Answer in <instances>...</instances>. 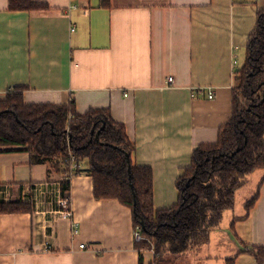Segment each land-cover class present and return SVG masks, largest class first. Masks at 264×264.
I'll use <instances>...</instances> for the list:
<instances>
[{
	"label": "crops",
	"instance_id": "obj_1",
	"mask_svg": "<svg viewBox=\"0 0 264 264\" xmlns=\"http://www.w3.org/2000/svg\"><path fill=\"white\" fill-rule=\"evenodd\" d=\"M33 1L48 7L12 11L0 0V100L25 87L27 104L109 109L135 143L133 163L153 171L155 207L174 206L195 148L216 143L232 116L233 62L245 56L264 0ZM64 179L27 152L0 154L3 199L34 206L0 216V264H146L148 256L152 264L263 263L253 251H264V169L238 190L208 243L156 261L135 248L131 209L96 199L85 172L70 180L66 216L58 205Z\"/></svg>",
	"mask_w": 264,
	"mask_h": 264
},
{
	"label": "trees",
	"instance_id": "obj_2",
	"mask_svg": "<svg viewBox=\"0 0 264 264\" xmlns=\"http://www.w3.org/2000/svg\"><path fill=\"white\" fill-rule=\"evenodd\" d=\"M47 7L45 2L9 0L12 11ZM25 90L14 87L0 100V154L27 152L32 164H49L64 176L90 175L96 199H114L131 209L134 228L141 225L143 234L154 242L135 243V248L152 251L155 261L166 252L177 255L196 249L221 226L249 176L264 169V9L257 13L245 61L234 74L232 116L220 128L216 143L195 148L190 165L177 179L178 201L170 208L155 207L153 171L133 163L135 143L109 109L82 114L74 101L27 104ZM75 163L80 167L73 170ZM70 184V180L61 181L63 196L70 192ZM257 198L258 193L246 203L247 212ZM33 212L31 203L5 201L0 183V216ZM253 252L264 262L263 249ZM234 263V257L226 260V264Z\"/></svg>",
	"mask_w": 264,
	"mask_h": 264
},
{
	"label": "built area",
	"instance_id": "obj_3",
	"mask_svg": "<svg viewBox=\"0 0 264 264\" xmlns=\"http://www.w3.org/2000/svg\"><path fill=\"white\" fill-rule=\"evenodd\" d=\"M73 30H74V28L72 29V31ZM244 61H245V56H242V57L236 58L234 60L233 64H234V66L236 68H238V67H240L244 63ZM166 82L168 84L174 83V78L173 77H168L166 79ZM213 97H214V91L213 90H209V92H208V98L209 99H213ZM72 160L73 161H76L74 156H72ZM79 167L80 166L77 163H75L73 165V170H75V169H77ZM72 177H73V174H69V175L65 176V179L71 180ZM70 202H71V197H70V193L69 192L66 193L65 196H62L59 199V201H58V205H59L60 210L62 212H64L66 214V216H68V217H72V209H71V206H70L71 205ZM73 230H74V233H77L78 232V224L75 223V222L73 223ZM133 239H134V242L135 243H140V242H143V241L148 242L150 245H153V243H154L152 239H150L149 237H147V236H145L143 234V228H142L141 225H138V226H136L134 228V230H133ZM47 244L48 245L46 246V251H49V249H50L49 242H47ZM80 248H85V245L82 244L80 246ZM262 264H264V262Z\"/></svg>",
	"mask_w": 264,
	"mask_h": 264
},
{
	"label": "rangeland",
	"instance_id": "obj_4",
	"mask_svg": "<svg viewBox=\"0 0 264 264\" xmlns=\"http://www.w3.org/2000/svg\"><path fill=\"white\" fill-rule=\"evenodd\" d=\"M225 236L227 235V234H224ZM144 252L148 255V254H150L151 255V257H152V255H153V252L152 251H149V250H144ZM184 253V252H183ZM183 253H180V256L183 254ZM189 255V254H188ZM148 260H149V256H148V258H146V264H151L152 262H148ZM181 264H189V261H188V258L187 257H183V259L181 260V262H180Z\"/></svg>",
	"mask_w": 264,
	"mask_h": 264
},
{
	"label": "water",
	"instance_id": "obj_5",
	"mask_svg": "<svg viewBox=\"0 0 264 264\" xmlns=\"http://www.w3.org/2000/svg\"><path fill=\"white\" fill-rule=\"evenodd\" d=\"M131 171L130 167H129V172Z\"/></svg>",
	"mask_w": 264,
	"mask_h": 264
}]
</instances>
